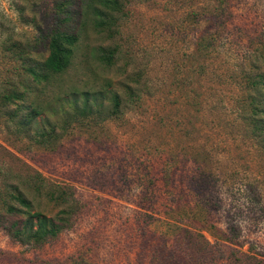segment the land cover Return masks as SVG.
<instances>
[{"label": "rangeland", "instance_id": "obj_1", "mask_svg": "<svg viewBox=\"0 0 264 264\" xmlns=\"http://www.w3.org/2000/svg\"><path fill=\"white\" fill-rule=\"evenodd\" d=\"M61 1L0 0V191L32 192L39 173L71 186L79 211L40 247L0 229V264H264V149L245 120L264 0H124L113 37L64 22ZM54 29L79 40L50 88L120 91L137 73L144 92L121 119L74 123L48 150L15 141L3 113L22 61H43ZM99 46L118 50L113 66L92 57Z\"/></svg>", "mask_w": 264, "mask_h": 264}, {"label": "trees", "instance_id": "obj_2", "mask_svg": "<svg viewBox=\"0 0 264 264\" xmlns=\"http://www.w3.org/2000/svg\"><path fill=\"white\" fill-rule=\"evenodd\" d=\"M74 7L71 0L61 1L57 17L62 15L64 22L91 26L96 32L110 33L113 37L119 26V14L124 13L127 5L124 0H80L75 10ZM78 40L74 31L54 29L48 36V56L43 61L30 56L22 61L25 80L4 98L8 103L7 111L3 113L5 124L15 141L25 139L32 145L53 150L74 123L93 117L97 121L119 120L140 101L144 91L141 90L142 75L137 73L126 79L130 84L124 82L120 91L113 88L111 81L98 90L73 89L58 93L54 87L50 88L53 77L69 68ZM15 48L20 58L29 52L19 45ZM91 54L99 64L111 67L118 50L99 46ZM262 57V61L260 57L254 59L252 68L245 74L246 86L252 90L246 101L250 117L245 120L264 149V72L259 68L264 65V55ZM47 87L52 96L41 97L47 93ZM37 89L40 92L36 96ZM54 116L58 119H51ZM17 178L21 181L20 175ZM31 179L35 181L32 192L25 193L15 181L7 184V190L0 191V229L23 245L40 247L70 227L72 218L79 211V203L71 186L48 185V180L39 173ZM44 202L56 205L58 214L49 217L44 212Z\"/></svg>", "mask_w": 264, "mask_h": 264}]
</instances>
